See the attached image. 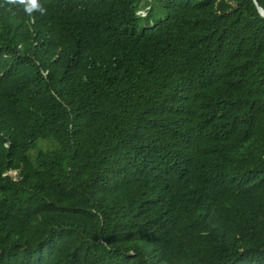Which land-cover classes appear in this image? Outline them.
I'll list each match as a JSON object with an SVG mask.
<instances>
[{
  "label": "trees",
  "instance_id": "1",
  "mask_svg": "<svg viewBox=\"0 0 264 264\" xmlns=\"http://www.w3.org/2000/svg\"><path fill=\"white\" fill-rule=\"evenodd\" d=\"M40 2L0 8V264H264V0Z\"/></svg>",
  "mask_w": 264,
  "mask_h": 264
},
{
  "label": "clouds",
  "instance_id": "2",
  "mask_svg": "<svg viewBox=\"0 0 264 264\" xmlns=\"http://www.w3.org/2000/svg\"><path fill=\"white\" fill-rule=\"evenodd\" d=\"M14 7H21L24 13L30 17L34 13L47 14V9L40 0H2L0 2V8H4L9 12H12Z\"/></svg>",
  "mask_w": 264,
  "mask_h": 264
},
{
  "label": "water",
  "instance_id": "3",
  "mask_svg": "<svg viewBox=\"0 0 264 264\" xmlns=\"http://www.w3.org/2000/svg\"><path fill=\"white\" fill-rule=\"evenodd\" d=\"M259 11L261 12L262 15H264V9L258 4Z\"/></svg>",
  "mask_w": 264,
  "mask_h": 264
}]
</instances>
